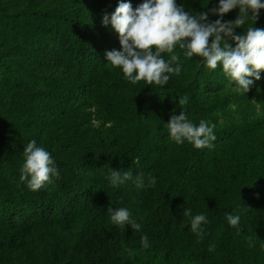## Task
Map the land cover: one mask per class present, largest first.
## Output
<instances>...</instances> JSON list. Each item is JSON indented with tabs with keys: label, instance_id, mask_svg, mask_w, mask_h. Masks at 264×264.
I'll return each mask as SVG.
<instances>
[{
	"label": "trees",
	"instance_id": "16d2710c",
	"mask_svg": "<svg viewBox=\"0 0 264 264\" xmlns=\"http://www.w3.org/2000/svg\"><path fill=\"white\" fill-rule=\"evenodd\" d=\"M121 2L143 0H0V264H264V75L237 92L222 65L176 45L161 57L178 56L179 76L133 84L105 56L121 46L102 18ZM176 3L195 14L219 0ZM180 111L215 125L213 147L169 137ZM33 139L59 172L38 191L20 180ZM110 168L133 180L111 186ZM121 207L140 231L111 222L108 209ZM198 214L202 238L191 230Z\"/></svg>",
	"mask_w": 264,
	"mask_h": 264
},
{
	"label": "clouds",
	"instance_id": "9594fccd",
	"mask_svg": "<svg viewBox=\"0 0 264 264\" xmlns=\"http://www.w3.org/2000/svg\"><path fill=\"white\" fill-rule=\"evenodd\" d=\"M233 9H239L237 17L222 22L223 16ZM261 9H264V0H219L218 5L208 12L195 14L185 11L184 6L177 5L176 0H143L135 8L130 2L118 3L110 17L106 14L102 18V24L105 27L111 24L118 34L121 46L119 51L105 53L107 63L121 68L124 76L133 84L143 80L146 85L163 86L171 74L180 75L181 66L178 63L173 66L178 60L177 55H172L166 62L161 53H172L174 47L179 45L180 49H187L184 53L186 57L195 55L203 58L209 69L215 70L218 63L222 65L223 72L235 82V91L245 94L264 72V28L251 26L243 33H237L236 29H241L249 20L255 24ZM209 14L219 18L209 22ZM187 103V96L179 100V104ZM166 125L169 137L177 144L186 140L196 149L214 146V124L201 120L196 126L185 112L180 111L179 115H171ZM23 153L25 160L20 180L27 181L30 190L38 191L51 182V177L59 176L51 154L37 146L34 139L23 148ZM107 178L113 187L133 180L130 172L121 174L112 168ZM134 183L137 189L146 187L142 174L135 177ZM155 184V177H150L147 186L154 187ZM108 211L111 222L121 229L125 230V225H130L135 231L141 230L142 225L132 218L127 208H109ZM184 215L191 216V209H185ZM226 219L230 226L239 231L240 215L229 214ZM207 222L204 214L195 215L191 218L192 232L202 238L204 230L201 226ZM140 243L144 249L150 247L146 234L140 237ZM249 245L254 246L251 238ZM213 250L214 246H210L209 251Z\"/></svg>",
	"mask_w": 264,
	"mask_h": 264
},
{
	"label": "rangeland",
	"instance_id": "374dc122",
	"mask_svg": "<svg viewBox=\"0 0 264 264\" xmlns=\"http://www.w3.org/2000/svg\"><path fill=\"white\" fill-rule=\"evenodd\" d=\"M239 13V9H233L229 12V18L230 20H234L237 15ZM245 27H251V26H255L256 28H264V9H261L259 12V19L256 21L255 24H253L251 22V20L247 21L245 23V25H243ZM189 67H191L192 63H188ZM262 75H264V72L261 73Z\"/></svg>",
	"mask_w": 264,
	"mask_h": 264
}]
</instances>
